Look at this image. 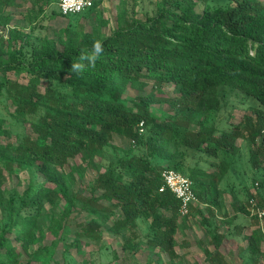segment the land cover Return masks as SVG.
I'll return each instance as SVG.
<instances>
[{
	"label": "trees",
	"instance_id": "trees-1",
	"mask_svg": "<svg viewBox=\"0 0 264 264\" xmlns=\"http://www.w3.org/2000/svg\"><path fill=\"white\" fill-rule=\"evenodd\" d=\"M12 1L15 11L9 10ZM222 1L159 0L144 19L122 1L112 21L98 4L64 16L52 7L55 0H32L28 14L19 12L27 0H0V27L16 23L9 36L0 32V103L5 101L19 128L4 140L11 130L0 123V255L5 254L0 264H30V254L52 264L59 246L67 260L73 249L98 247L82 261L90 264L106 249V240L124 234L123 264H138L142 247L178 260L177 234L188 216L181 217V202L170 190L160 191L165 170L189 177L205 208L204 215L193 204L189 216L201 217L208 231L206 240L198 241L206 246L200 253L207 263L236 264L232 253H221L225 234L218 225L211 228L210 219L219 215L229 226L237 216L252 215L251 260L264 258V197L256 182L245 202L234 200V216L221 188L241 159L238 140L251 149L264 184V0ZM197 6L202 13L194 12ZM84 15L90 30L80 20ZM62 16L67 26L50 35ZM20 18L25 26L17 24ZM97 39L104 52L96 68L70 74L80 49H90ZM146 85L172 96L127 94L143 92ZM229 93L248 104L238 123L228 122L231 113L223 115ZM158 103L170 106L163 119L152 113ZM108 150L115 157L109 158ZM85 162L98 164L89 197L73 192L88 177ZM140 221L147 226L143 234ZM234 227L242 235L247 225ZM67 230H73L70 241L64 238ZM12 240L23 243L24 253L8 245Z\"/></svg>",
	"mask_w": 264,
	"mask_h": 264
},
{
	"label": "rangeland",
	"instance_id": "rangeland-1",
	"mask_svg": "<svg viewBox=\"0 0 264 264\" xmlns=\"http://www.w3.org/2000/svg\"><path fill=\"white\" fill-rule=\"evenodd\" d=\"M28 6L22 9H19V12L28 14V10L33 6L32 0H27ZM61 0H55L52 7L56 8L59 11V3ZM94 4H98L99 11L103 12L106 18H109L112 21L117 20L118 13L122 9L121 3L122 1L127 2V8L131 11L134 10L136 13V17L139 19H144L147 13L153 14L156 10V6L159 0H93ZM227 2L222 1L220 4H226ZM13 1L11 2V6L9 7L10 11H15L16 9L12 6ZM214 6H217L218 2H213ZM202 6H197L194 9L196 13H202ZM37 12L33 13V19L36 21ZM39 17V15H38ZM94 18V15L92 16ZM80 20L87 26V30H90V18L87 16L80 17ZM68 19L64 16L58 18L53 22V28L49 31L50 35H53L55 31H59L62 28L66 27L68 24ZM19 26H25L27 23L24 18H20L17 23ZM16 25L15 22H12L11 25L7 28L0 27V32L2 34H6L9 36V33L14 29ZM104 32L109 35L110 29L107 27L104 29ZM144 91H138L130 89L127 94L132 96H140V95H152L156 97H170L172 96L170 90L160 89L157 91L152 90V85H146L144 87ZM228 106L227 109L223 112L224 116H229L231 113V117L229 116V123H238L242 120L244 113L246 112V108L248 104L242 95L237 94H228ZM9 110H13V107H10ZM170 112V106L168 104H156L152 108V113L158 116L160 119L165 117L166 113ZM228 122H224V126H228ZM0 123L11 130V134L4 137V140H11L18 131L19 128L14 126L13 119L10 116L9 112L5 109V101L0 103ZM13 126V127H12ZM12 135V136H11ZM237 145L240 148L241 159L234 167V171L231 175L225 179L222 183L221 188L226 190L225 193V206L228 209L229 216H234L236 214V210H234L232 204L235 202L234 200H238L239 202H245L247 199L246 191L252 188L253 182H256L255 188L257 192L264 197V184L262 179V171L255 169L251 162L252 151L249 149L248 145L243 140H238ZM189 155L191 157H198L194 155L193 152L189 151ZM107 156L109 158L115 157L112 150H108ZM79 162H83L82 157L78 158ZM88 167V177L85 181H78L77 185L73 188V192H77L84 196H91L90 188L92 187V180L97 176L98 173V164L97 162H85ZM27 175H23L25 178ZM6 187H10L11 183L6 178L3 181ZM196 205H199L204 215L206 214L204 206L200 205L198 202ZM77 207L79 209L88 210L86 206L82 203H77ZM264 214V212H261ZM250 216H237V219L233 222L232 226L224 223L223 217L219 215L217 219L211 220V228L215 227V225L219 226V231L224 233L226 236V240L221 247V253L225 256H228L230 253L233 254V260L236 264H253L251 260V253L249 251V242L248 237L253 230V227L250 225L251 217ZM261 218V217H260ZM2 219V214L0 213V220ZM236 224H246L247 227L242 232V235H238L234 232V225ZM147 230L146 223L144 221H140L139 233L143 234ZM208 236V231L204 227L202 223L201 217L188 216L184 222L182 229L177 234L178 241V254L179 259L176 261L170 260L167 254L158 255L155 250L142 247L137 256L136 260L138 264H209L205 261V255L200 253L201 248H206V246H200L198 241L204 242ZM64 238L67 241H70L74 238L73 230H67L64 234ZM126 238V235H121L116 241L106 240V249L101 252H96L98 256L91 261L90 264H123L122 258L125 254L122 244ZM52 237L48 236L47 244L52 241ZM188 242L189 246L185 247V243ZM8 245L16 246L17 250L20 253H24L23 243H16L15 241H10ZM211 251H215L214 247H209ZM264 250V245H263ZM33 249H31V252ZM98 251V247H86L84 246L82 249L76 250L73 249L69 253V260L74 259L76 264H82L83 260L90 259V254ZM101 253V254H100ZM100 254V255H99ZM33 254H30L26 257L30 264H42L37 257H32ZM1 258H5V254L2 252L0 255ZM67 260L63 256V248L59 246L56 251V256L52 264H70V261ZM256 264H264V258L262 256H258Z\"/></svg>",
	"mask_w": 264,
	"mask_h": 264
},
{
	"label": "built area",
	"instance_id": "built-area-1",
	"mask_svg": "<svg viewBox=\"0 0 264 264\" xmlns=\"http://www.w3.org/2000/svg\"><path fill=\"white\" fill-rule=\"evenodd\" d=\"M94 5L93 0H61L59 9L64 16L75 15L88 10ZM164 187L160 190H170L181 202L180 215L182 218L189 216L190 207L196 204L198 196L194 191L191 179L176 170H165L162 174ZM260 213V217H262Z\"/></svg>",
	"mask_w": 264,
	"mask_h": 264
},
{
	"label": "clouds",
	"instance_id": "clouds-1",
	"mask_svg": "<svg viewBox=\"0 0 264 264\" xmlns=\"http://www.w3.org/2000/svg\"><path fill=\"white\" fill-rule=\"evenodd\" d=\"M103 52L104 44L99 39L93 41L90 49H80L78 60L71 63L70 74L80 76L86 71L94 70Z\"/></svg>",
	"mask_w": 264,
	"mask_h": 264
}]
</instances>
